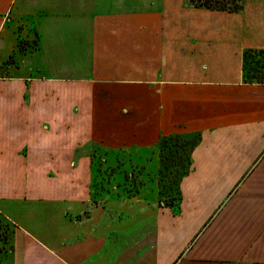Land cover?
I'll return each mask as SVG.
<instances>
[{
	"label": "crops",
	"instance_id": "obj_1",
	"mask_svg": "<svg viewBox=\"0 0 264 264\" xmlns=\"http://www.w3.org/2000/svg\"><path fill=\"white\" fill-rule=\"evenodd\" d=\"M249 49L264 50V0L232 13L0 0V218L13 229L0 264H264V84L243 81ZM174 136L199 137L179 213L156 186L90 182L103 154L143 175Z\"/></svg>",
	"mask_w": 264,
	"mask_h": 264
},
{
	"label": "rangeland",
	"instance_id": "obj_2",
	"mask_svg": "<svg viewBox=\"0 0 264 264\" xmlns=\"http://www.w3.org/2000/svg\"><path fill=\"white\" fill-rule=\"evenodd\" d=\"M21 47L24 49L23 45ZM260 70L264 72V69ZM253 74L251 72L250 76L252 77ZM194 141L195 136L165 138L161 143V151H159V165L143 166V175L136 173V168L130 164V159L122 157L123 154L115 159L114 164H112V159L103 154V157L98 158L95 162V166H99V173L89 176L90 182L95 183L97 179H102L104 189L109 192L111 188L109 185L114 184L129 192L138 191V188L142 186L141 194L148 191L149 187L153 188L154 192V186H156L159 205L162 207H167L169 204L175 205L178 198V179L183 173L188 172L186 161L189 148ZM116 169L120 170V173L113 174ZM12 230L10 224L2 222L0 218V254L11 250L9 237Z\"/></svg>",
	"mask_w": 264,
	"mask_h": 264
},
{
	"label": "trees",
	"instance_id": "obj_3",
	"mask_svg": "<svg viewBox=\"0 0 264 264\" xmlns=\"http://www.w3.org/2000/svg\"><path fill=\"white\" fill-rule=\"evenodd\" d=\"M191 6L195 8H205L206 10L210 11H223V12H238L243 10V0H187ZM252 62V63H251ZM260 69H264V50H257L249 49L244 52V61H243V81L245 83H254V84H264V72ZM253 72L254 74L252 77L250 73ZM174 137H181V136H174ZM165 138H172V137H165ZM163 138L159 143V151H161V143L165 139ZM199 137L195 136L194 143L191 144L189 151H188V159H187V170L188 172L183 173L182 176L178 179V190H177V203L175 205L169 204L167 205L168 208H171L172 211H176L179 213L181 209V190H180V181L183 176H186L190 172V159H191V152L194 149L196 143H198ZM174 204V203H173Z\"/></svg>",
	"mask_w": 264,
	"mask_h": 264
},
{
	"label": "built area",
	"instance_id": "obj_4",
	"mask_svg": "<svg viewBox=\"0 0 264 264\" xmlns=\"http://www.w3.org/2000/svg\"><path fill=\"white\" fill-rule=\"evenodd\" d=\"M247 264H250V263H247Z\"/></svg>",
	"mask_w": 264,
	"mask_h": 264
}]
</instances>
